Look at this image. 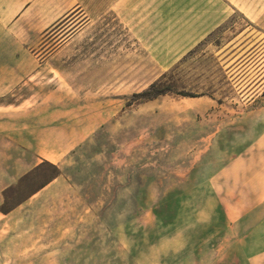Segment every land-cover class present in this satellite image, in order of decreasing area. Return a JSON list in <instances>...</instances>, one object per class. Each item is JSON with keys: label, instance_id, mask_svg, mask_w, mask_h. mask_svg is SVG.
Returning <instances> with one entry per match:
<instances>
[{"label": "rangeland", "instance_id": "1", "mask_svg": "<svg viewBox=\"0 0 264 264\" xmlns=\"http://www.w3.org/2000/svg\"><path fill=\"white\" fill-rule=\"evenodd\" d=\"M82 12L80 38L0 97H29L17 114L32 129L16 158H0L21 173L0 189V264H205L207 176L264 124V0ZM192 49L170 78L194 96L133 98Z\"/></svg>", "mask_w": 264, "mask_h": 264}, {"label": "crops", "instance_id": "2", "mask_svg": "<svg viewBox=\"0 0 264 264\" xmlns=\"http://www.w3.org/2000/svg\"><path fill=\"white\" fill-rule=\"evenodd\" d=\"M87 5L96 14L102 0H0V97L19 89L25 79L37 75L42 63L80 38L87 27L82 15ZM54 27L63 30L45 55L43 41ZM29 101V97L0 100L3 160L16 158L23 141L32 142L31 127L24 129L17 114ZM244 135L243 149L212 171L205 182L204 209L197 210L205 223L196 235L205 240V250H199L205 264H264V124H255ZM20 175L15 166L7 172L1 163L0 189L11 186Z\"/></svg>", "mask_w": 264, "mask_h": 264}, {"label": "trees", "instance_id": "3", "mask_svg": "<svg viewBox=\"0 0 264 264\" xmlns=\"http://www.w3.org/2000/svg\"><path fill=\"white\" fill-rule=\"evenodd\" d=\"M194 49L190 50L173 68L169 70V72L163 73L157 80L152 82L147 88L144 90L134 93L133 98L134 99H139L142 101H148L155 99L161 95H165L168 93H177L183 96H194L191 93H186L184 91L180 92L177 91V84L176 81L170 78L171 73L175 71L179 65L182 63L183 60H185L188 55L192 54ZM47 162L45 159L43 160L42 163ZM56 168V166H54ZM57 176V174H55Z\"/></svg>", "mask_w": 264, "mask_h": 264}, {"label": "flooded vegetation", "instance_id": "4", "mask_svg": "<svg viewBox=\"0 0 264 264\" xmlns=\"http://www.w3.org/2000/svg\"><path fill=\"white\" fill-rule=\"evenodd\" d=\"M56 33H58V32H56Z\"/></svg>", "mask_w": 264, "mask_h": 264}]
</instances>
